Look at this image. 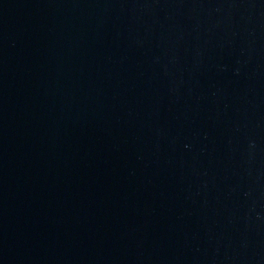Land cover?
Instances as JSON below:
<instances>
[{
    "label": "water",
    "instance_id": "water-1",
    "mask_svg": "<svg viewBox=\"0 0 264 264\" xmlns=\"http://www.w3.org/2000/svg\"><path fill=\"white\" fill-rule=\"evenodd\" d=\"M0 264H264V0H0Z\"/></svg>",
    "mask_w": 264,
    "mask_h": 264
}]
</instances>
